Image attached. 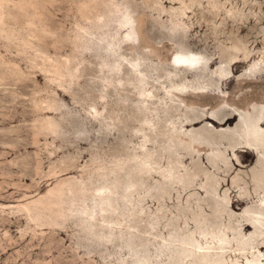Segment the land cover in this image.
Masks as SVG:
<instances>
[{
    "label": "rangeland",
    "instance_id": "obj_1",
    "mask_svg": "<svg viewBox=\"0 0 264 264\" xmlns=\"http://www.w3.org/2000/svg\"><path fill=\"white\" fill-rule=\"evenodd\" d=\"M263 104L264 0H0V264H264V162L180 136Z\"/></svg>",
    "mask_w": 264,
    "mask_h": 264
},
{
    "label": "bare ground",
    "instance_id": "obj_2",
    "mask_svg": "<svg viewBox=\"0 0 264 264\" xmlns=\"http://www.w3.org/2000/svg\"><path fill=\"white\" fill-rule=\"evenodd\" d=\"M197 68L198 70H201V69L203 70L204 65L199 63ZM213 74L215 75V79H217L218 81L226 80V74L220 70L213 71ZM212 90L214 91L215 89H210V87H206L205 89L206 92L213 93ZM199 92H203V91H199ZM218 92L219 93L217 94L214 93V94L217 97L222 98L221 97L222 92L221 93L220 91ZM220 108L225 110V115L222 118H219L216 113V110H213V111L204 113V115H199L198 118L184 119V121H181L182 127H186V130L181 132L180 136L186 141H191L190 140L192 137L191 135H193L196 132L192 130L193 129L192 127L194 125H200L201 123H204V121H207V120L212 121V122H215L218 126H220L221 131H216L214 128H212L211 131H213V133L215 134L220 135L221 137L225 138L228 141L227 145H228L229 152H231L233 155L239 152L246 153V154L247 153L256 154L259 157L257 160V163L258 161H261V160L264 162V104L258 107L252 106L248 110H244V114L236 113L230 108H227L225 105H222V107ZM231 120H233L234 122L237 121V123L227 126L226 124H228L229 121ZM200 129L208 130L207 127L205 128L204 126L200 127ZM263 170H262V173H264ZM252 186L254 188L256 195L260 194L261 192H264V174H261L258 181H253ZM217 188H222V186L219 185ZM233 189H234L233 192L237 194L236 202L243 203L247 201L246 198L242 195L243 191H241L240 188L233 187ZM192 190L197 191L202 194L206 192L205 189L203 190L199 188H193ZM222 200H223V204L229 203V201H227L226 199H222ZM260 205H263V204H260ZM263 215H264L263 213H259L256 211V214L253 215L254 217L252 219L245 218L243 220L244 223L242 225L243 229L248 228L251 230H255L257 229L258 223H260V227L261 228L263 227L262 229H264V221L262 219ZM183 252L184 254L182 255L188 254L187 251L183 250ZM189 264H191V262Z\"/></svg>",
    "mask_w": 264,
    "mask_h": 264
}]
</instances>
